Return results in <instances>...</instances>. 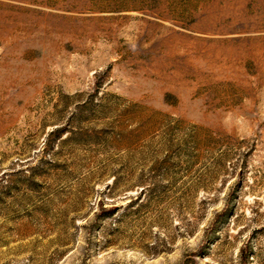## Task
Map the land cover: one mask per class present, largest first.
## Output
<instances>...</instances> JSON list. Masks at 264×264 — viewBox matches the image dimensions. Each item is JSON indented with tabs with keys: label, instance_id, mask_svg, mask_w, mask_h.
<instances>
[{
	"label": "rangeland",
	"instance_id": "obj_1",
	"mask_svg": "<svg viewBox=\"0 0 264 264\" xmlns=\"http://www.w3.org/2000/svg\"><path fill=\"white\" fill-rule=\"evenodd\" d=\"M0 264H264V0H0Z\"/></svg>",
	"mask_w": 264,
	"mask_h": 264
},
{
	"label": "trees",
	"instance_id": "obj_2",
	"mask_svg": "<svg viewBox=\"0 0 264 264\" xmlns=\"http://www.w3.org/2000/svg\"><path fill=\"white\" fill-rule=\"evenodd\" d=\"M247 254H248V253H245V256H246V257H248V255H247Z\"/></svg>",
	"mask_w": 264,
	"mask_h": 264
}]
</instances>
